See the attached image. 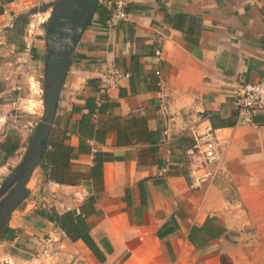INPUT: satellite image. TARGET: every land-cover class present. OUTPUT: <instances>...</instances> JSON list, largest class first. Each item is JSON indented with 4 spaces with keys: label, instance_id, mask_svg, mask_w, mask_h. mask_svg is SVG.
I'll return each instance as SVG.
<instances>
[{
    "label": "crops",
    "instance_id": "crops-1",
    "mask_svg": "<svg viewBox=\"0 0 264 264\" xmlns=\"http://www.w3.org/2000/svg\"><path fill=\"white\" fill-rule=\"evenodd\" d=\"M52 1L0 0V143L14 117L4 86L11 53L40 60L46 52L43 28L32 22L24 34L27 18L14 35L17 18ZM113 1L99 0L74 51L48 138L54 178L41 161L0 245L14 229L39 242L51 235L58 253L39 259L50 264H264V125L236 126L233 107L243 82L264 78V0H127L128 19L107 28ZM110 65L126 76L96 112L100 76ZM190 110L210 113L226 146L223 171L237 194L232 209H224L225 189L214 181L200 190L187 184ZM60 143L72 148L66 163L55 161ZM8 160L1 176L13 166ZM67 211L80 216L88 242L71 239L47 215ZM208 220L226 231L194 245L190 230Z\"/></svg>",
    "mask_w": 264,
    "mask_h": 264
},
{
    "label": "water",
    "instance_id": "water-1",
    "mask_svg": "<svg viewBox=\"0 0 264 264\" xmlns=\"http://www.w3.org/2000/svg\"><path fill=\"white\" fill-rule=\"evenodd\" d=\"M98 6L99 0H54L24 12L17 18L19 27L23 18L30 19L38 13L50 12L45 32L42 120L35 129L23 159L0 186V209L9 201L6 210L8 217L30 194L27 184L47 151L60 93L71 67L74 51Z\"/></svg>",
    "mask_w": 264,
    "mask_h": 264
},
{
    "label": "rangeland",
    "instance_id": "rangeland-1",
    "mask_svg": "<svg viewBox=\"0 0 264 264\" xmlns=\"http://www.w3.org/2000/svg\"><path fill=\"white\" fill-rule=\"evenodd\" d=\"M40 14V13H39ZM36 14L28 21H24L26 23V27L24 29V34L29 35L27 31L29 25L34 22V25L37 26L36 30L39 28H43V35L45 36V30L47 27V21L49 18L50 12L45 14L44 16H40ZM47 16V17H46ZM46 17L44 22L42 21L43 18ZM23 24L25 25V23ZM38 23V25H37ZM40 25V26H39ZM33 28V27H31ZM32 35H36L33 33ZM29 42V41H26ZM27 44V43H26ZM31 47V45H29ZM17 53L13 52L10 56V64H7V72L10 78L6 80L5 87L8 85L10 86V90L8 91V101L16 102V104L12 105L13 112L17 114L10 120V127L7 130V133L11 135H17L20 138V142H23L21 150L16 152L15 156L10 159L11 164L6 170V172L1 176L0 175V186L1 183L11 174L15 168V166L23 159L24 155L26 154L27 148L31 142L32 136L35 132L36 127L42 120L43 111H44V102H43V95H44V62L45 57L42 56L39 60H35V57L28 56L18 57ZM224 148V156L226 146ZM226 158V157H225ZM4 157V153L0 151V163L6 161ZM14 160V161H13ZM19 161V162H18ZM18 162V163H17ZM226 162V159H225ZM17 163V164H16ZM39 172V171H38ZM212 185V184H211ZM213 185H217L221 189H225L223 197L226 199L227 204L224 209H232L231 204H233L237 199V194L235 193V186L233 181L230 179L229 174L226 171H223V167L220 169L219 173L217 174L216 179L213 182ZM210 187V185L208 186ZM207 187V188H208ZM198 192V191H196ZM220 197L219 194L214 196V201H216ZM24 208V207H22ZM220 210H211L209 213L214 214V217ZM30 219V218H28ZM41 219V218H39ZM37 220V219H36ZM35 221V220H33ZM38 223V222H37ZM38 225V224H37ZM11 228V227H9ZM11 232L6 235V239L1 242L0 245V264H50L47 261L43 260L39 262V259H44L45 256L43 254V240L39 242V238L35 239L34 236L31 235H21L20 231H15L14 233L10 229ZM19 234V235H18ZM39 236V233H37ZM44 236V240L46 239L45 233H42ZM240 235L236 232L231 234V237H236ZM20 236V237H19ZM4 237V235H3ZM240 246V245H236ZM243 247V246H240ZM235 246L232 245L230 250H234ZM236 252H239L237 249Z\"/></svg>",
    "mask_w": 264,
    "mask_h": 264
},
{
    "label": "built area",
    "instance_id": "built-area-1",
    "mask_svg": "<svg viewBox=\"0 0 264 264\" xmlns=\"http://www.w3.org/2000/svg\"><path fill=\"white\" fill-rule=\"evenodd\" d=\"M127 0H114L110 4L109 15L105 27L114 28L129 17ZM45 19L42 21L44 22ZM5 41L0 34V44ZM161 50L157 49L156 54ZM160 75L161 71H157ZM126 74L117 66L110 65L100 76L99 95L96 97V112L103 104L104 96L121 84ZM158 85H163L162 79ZM16 104V102H14ZM233 107L236 111L234 124L238 127H252L259 129L264 120L259 121L258 115L264 116V78L243 82L235 95ZM14 116H17L15 114ZM190 142L183 147V161L185 164L186 180L190 189L200 190L211 184L224 166L225 156L223 144L218 136V129L214 126L211 115L204 110H190V120L186 126ZM171 157L167 158L170 163ZM43 254L53 256L58 253L54 247L51 235L43 242Z\"/></svg>",
    "mask_w": 264,
    "mask_h": 264
},
{
    "label": "trees",
    "instance_id": "trees-1",
    "mask_svg": "<svg viewBox=\"0 0 264 264\" xmlns=\"http://www.w3.org/2000/svg\"><path fill=\"white\" fill-rule=\"evenodd\" d=\"M106 24V23H105ZM176 25V24H175ZM177 27L179 25H176ZM23 33V25L21 24L16 30H15V36L18 38ZM10 38V37H9ZM26 44L21 43V50L25 49ZM62 152L57 155L55 158L56 162L60 163H66L69 161L70 153L72 151V148L64 143H60ZM23 145V142H20V138L17 135H11L9 134L3 142L0 143V149L5 153L4 157L5 159L9 158L10 156L14 155V153ZM52 151L49 150L44 155L42 159V166L47 171L48 177L50 179L54 178L52 175ZM49 215V219L54 221L55 224L60 226L67 235L75 240L81 237H84L85 241L88 242V236L86 233V228L84 224L81 221L80 216L74 217L73 211H67L63 214H59L58 212H52ZM9 228L7 227L5 229V232H8ZM226 231L225 228L215 227L210 224V220L206 221L201 226H193L192 229L189 232V240L194 245H201L203 243H206L209 238H215L221 236ZM207 236L209 238H207Z\"/></svg>",
    "mask_w": 264,
    "mask_h": 264
},
{
    "label": "flooded vegetation",
    "instance_id": "flooded-vegetation-1",
    "mask_svg": "<svg viewBox=\"0 0 264 264\" xmlns=\"http://www.w3.org/2000/svg\"><path fill=\"white\" fill-rule=\"evenodd\" d=\"M2 198V197H1ZM9 204V201H7L6 203H4V205L1 207L0 209V231L2 230H5L6 229V226H7V217H8V214H7V206Z\"/></svg>",
    "mask_w": 264,
    "mask_h": 264
}]
</instances>
